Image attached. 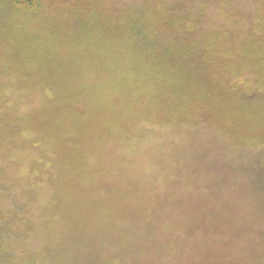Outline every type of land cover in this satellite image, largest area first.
I'll list each match as a JSON object with an SVG mask.
<instances>
[{
  "label": "rangeland",
  "instance_id": "rangeland-1",
  "mask_svg": "<svg viewBox=\"0 0 264 264\" xmlns=\"http://www.w3.org/2000/svg\"><path fill=\"white\" fill-rule=\"evenodd\" d=\"M12 5L0 0V264H173L191 244L178 218L198 214L196 229L217 200L241 214V249L213 254L264 263V0ZM140 24L179 46L130 40Z\"/></svg>",
  "mask_w": 264,
  "mask_h": 264
},
{
  "label": "trees",
  "instance_id": "trees-1",
  "mask_svg": "<svg viewBox=\"0 0 264 264\" xmlns=\"http://www.w3.org/2000/svg\"><path fill=\"white\" fill-rule=\"evenodd\" d=\"M13 7H19L15 6L16 4H24L26 8L36 6V1L32 0L30 3L24 2L22 0H11ZM21 8V7H19ZM151 25V24H150ZM135 31H131L129 33L130 40L137 41L139 45H142L146 49H153V50H166L168 47L169 42L172 40L174 43L179 46L180 41L177 38L172 37H145L143 32L146 30V27L142 24H140L138 27L134 28ZM148 32L154 33L153 31L149 30ZM155 35V34H154ZM171 36V35H170ZM106 111H108L107 114H103V117L110 114L113 110V102L112 101H102ZM101 117V118H103ZM217 191L221 192V187L216 188ZM216 208L218 211H212L210 215L207 217L202 218V221L198 224V227L195 229V225L197 221H194L196 218H198L197 215L187 214V215H181L177 223L181 226L180 234L182 235L183 241H187L189 238L191 239V244H180V248L178 250V254L175 256V258L170 261L173 264H192L191 257L193 253H198L199 247L202 246L205 242H208L209 249H208V256L206 257V261L203 264H241L239 259L241 258V253H238L237 255L229 254L228 252L226 255L220 256L219 253L216 252V255L213 254L214 249L219 245L222 250L231 248L233 246H237L241 249V214H225L222 213L224 208V202L222 200H217ZM237 202V201H236ZM239 202L233 204V208H238L240 206ZM226 205H228L229 202H225ZM240 211V210H239ZM221 212V213H219ZM192 223V226L189 227L188 225ZM2 228L0 227V231ZM196 230L201 231L202 236L207 238L206 231L208 232V238H200L196 235ZM196 236V242L193 243V240ZM3 238V234L0 233V260L5 259L7 255H3L1 252V241ZM146 244L150 249L154 248L153 242L146 240ZM225 248V249H224ZM178 255L181 257V259H178ZM188 258H190V261H188ZM184 259V260H182ZM210 259H214L213 262H210ZM264 264V263H262Z\"/></svg>",
  "mask_w": 264,
  "mask_h": 264
},
{
  "label": "water",
  "instance_id": "water-1",
  "mask_svg": "<svg viewBox=\"0 0 264 264\" xmlns=\"http://www.w3.org/2000/svg\"><path fill=\"white\" fill-rule=\"evenodd\" d=\"M23 1H25V2H28V3H29V2H31L32 0H23Z\"/></svg>",
  "mask_w": 264,
  "mask_h": 264
}]
</instances>
